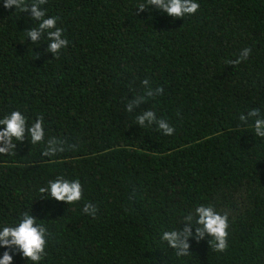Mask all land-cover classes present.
I'll return each mask as SVG.
<instances>
[{"label":"trees","instance_id":"1","mask_svg":"<svg viewBox=\"0 0 264 264\" xmlns=\"http://www.w3.org/2000/svg\"><path fill=\"white\" fill-rule=\"evenodd\" d=\"M195 2V14L177 19L155 6L137 11L146 0H47L46 18L59 17L68 40L55 59L46 33L33 43L25 32L39 22L0 0V119L20 111L31 127L42 116L45 133L37 144L13 139L16 149L0 154V230L28 212L48 233L41 261L3 245L0 259L264 264V138L239 119L254 108L264 117V0ZM246 47L247 60L225 64ZM145 79L163 92L129 113ZM149 109L171 136L137 124ZM53 137L65 150L45 157ZM58 176L80 180L79 202L40 193ZM201 205L228 214L226 251L197 237ZM186 228L189 254L177 256L162 236Z\"/></svg>","mask_w":264,"mask_h":264},{"label":"clouds","instance_id":"2","mask_svg":"<svg viewBox=\"0 0 264 264\" xmlns=\"http://www.w3.org/2000/svg\"><path fill=\"white\" fill-rule=\"evenodd\" d=\"M47 3V0H4L3 7L10 9L13 6L20 12H29L31 18L38 21L37 27H32L25 31L27 36L31 38L33 43H37L41 36L47 34L48 48L47 51L51 53L55 59L59 58L61 49L68 46V40L63 38V29L56 27L59 17L46 18V11L41 8V5ZM150 6H155L157 10L163 11L167 16L183 19L185 15H193L199 9V4L195 0H146V3L137 5V11L144 12ZM251 48H244L241 50L238 58L234 60H225L227 65H239L242 61L248 59L251 54ZM144 86L142 94H137L126 105V110L131 113L133 109L138 108L145 103L149 98L163 92L162 87L152 89L149 80L141 81ZM240 121L247 124L251 119L253 120V127L255 135L264 138V117H261L258 109H252L247 114H241ZM139 126L156 124L164 135L171 136L175 129L170 126L167 120L157 119L156 113L153 110H145L136 117ZM0 126L3 131H0V154H9L16 145V141L25 140L26 134L31 137V143L37 144L45 141V133L43 128V117H38L37 120L28 127L26 117L20 111H13L10 115L0 119ZM63 141L56 138H49L46 142L45 150L42 155L45 157L54 156L58 152L64 151ZM74 147V146H73ZM40 193L47 194L46 198L55 201L63 202L64 204H72L79 202L83 196V188L79 179L68 180L62 176H58L54 181H49L47 187H41ZM97 207L92 203H86L83 207V212L86 215H91L95 218ZM195 223L198 225L196 233L198 238H203L205 234L212 238L211 246L215 251L224 252L228 248V214H220L213 206H198L195 209ZM191 220V217H186ZM47 229L43 223L38 224L37 218L24 212L22 219L17 226H6L0 230V245L6 248H18L23 257L27 261L39 262L45 255L46 235ZM191 235L189 229L183 232L172 230L163 233L162 239L167 242L169 247L175 250L177 256L187 255L189 245L187 243L188 236ZM0 264H12V255L5 252L3 259H0Z\"/></svg>","mask_w":264,"mask_h":264}]
</instances>
